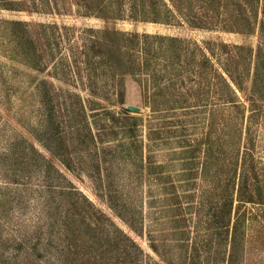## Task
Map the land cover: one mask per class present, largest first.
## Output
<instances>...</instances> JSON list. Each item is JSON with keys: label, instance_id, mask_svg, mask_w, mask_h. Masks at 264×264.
<instances>
[{"label": "rangeland", "instance_id": "1", "mask_svg": "<svg viewBox=\"0 0 264 264\" xmlns=\"http://www.w3.org/2000/svg\"><path fill=\"white\" fill-rule=\"evenodd\" d=\"M105 1L109 24L182 41L158 78L125 75L123 102L101 100L110 111L91 109L69 59L80 30L104 19L71 0L0 3L1 263L264 264V202L235 201L236 229L221 227L219 193L201 169L209 143L220 153L211 172L237 167L248 147L264 195L263 0ZM122 110L139 123L140 147L126 156L113 133L133 123ZM140 157L158 166L165 200L134 165Z\"/></svg>", "mask_w": 264, "mask_h": 264}, {"label": "trees", "instance_id": "2", "mask_svg": "<svg viewBox=\"0 0 264 264\" xmlns=\"http://www.w3.org/2000/svg\"><path fill=\"white\" fill-rule=\"evenodd\" d=\"M9 1L11 0H0V3L5 7L9 6L7 5ZM71 5L76 8L80 15L93 14L107 22L102 29H95L93 27L82 28L80 34L76 36L79 42L71 45L72 52L69 57L70 66L76 77L80 75V70L84 75L86 89L92 97L87 100L91 109L100 108L110 111L108 109L109 105L113 106L112 104L122 103L124 99L123 77L125 75L144 73L156 79L160 76L159 73L163 75L166 72L164 68H167L169 64H173L175 59L180 60V56L182 55V41L179 37L148 33L145 31H127L117 28L114 23L109 24L107 21L109 20L108 16L114 13L109 1L71 0ZM57 6L56 2L53 9L55 12L61 13ZM115 14H120V12L115 11ZM132 17L136 19L137 15L132 13ZM12 23L15 26H22L23 24L20 21H13ZM190 25L197 26V23L192 22ZM54 27L56 28V26ZM57 28L59 29L60 27ZM260 28H264V0L262 1ZM248 29L249 27L246 26L243 31L241 29L239 31L246 33ZM58 37H61V35ZM74 39L75 35L73 34L69 40L72 42ZM159 65L161 66L158 67ZM232 81L238 88H241L240 81L233 78ZM101 100L109 105H102ZM120 115L124 119V122H133L118 123L113 126L115 129L113 133H119L121 135V138L115 144L117 153L126 156V152H130V145L136 148L140 147L138 142L136 143L132 140V138L134 140L137 138L136 132L138 131L139 123H136L137 117L128 113V110H122ZM99 128H102L101 131H105L104 127ZM89 132H92L91 129H89ZM122 137L128 138V141L125 142V139ZM244 153L239 165L231 169V171H221L223 169L220 163V167L211 172L209 169L211 168V160L220 161V153H215L213 143H209L204 152V162L202 163L201 169L204 176L210 177L211 183L217 188L215 191L219 193L216 197L219 204L214 222L221 224V227L228 228L234 222L233 226L236 229L235 225L240 220V215H237V211L233 213V204L235 201L239 204L245 202H264V195L260 188V180L258 179L257 173L253 171L256 165L253 162L250 149L246 147ZM134 165L141 175L145 174V177L148 179V185L154 183L161 189V194L165 200L168 197L166 194L167 182L163 180L161 173L154 177L151 175L158 167L156 163L149 159L145 162L140 157L139 162H134ZM149 178H152L154 181L149 180ZM183 180L181 181L183 182ZM214 230H220V226L217 225ZM151 247L161 256L155 243L152 242ZM0 264H2L1 260Z\"/></svg>", "mask_w": 264, "mask_h": 264}]
</instances>
